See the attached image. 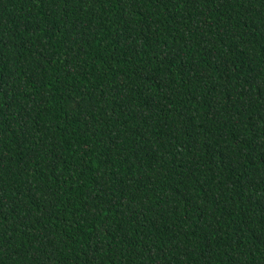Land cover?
<instances>
[{
	"label": "trees",
	"instance_id": "obj_1",
	"mask_svg": "<svg viewBox=\"0 0 264 264\" xmlns=\"http://www.w3.org/2000/svg\"><path fill=\"white\" fill-rule=\"evenodd\" d=\"M0 264H264V0H0Z\"/></svg>",
	"mask_w": 264,
	"mask_h": 264
}]
</instances>
